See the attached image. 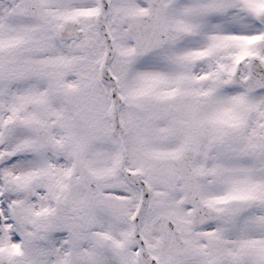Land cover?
Listing matches in <instances>:
<instances>
[{"label":"snow or ice","instance_id":"obj_1","mask_svg":"<svg viewBox=\"0 0 264 264\" xmlns=\"http://www.w3.org/2000/svg\"><path fill=\"white\" fill-rule=\"evenodd\" d=\"M0 264H264V0H0Z\"/></svg>","mask_w":264,"mask_h":264}]
</instances>
